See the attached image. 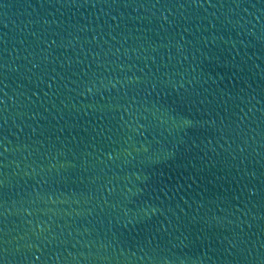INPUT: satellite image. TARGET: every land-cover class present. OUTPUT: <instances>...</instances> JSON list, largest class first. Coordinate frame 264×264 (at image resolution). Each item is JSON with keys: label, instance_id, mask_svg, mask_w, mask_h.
<instances>
[{"label": "water", "instance_id": "water-1", "mask_svg": "<svg viewBox=\"0 0 264 264\" xmlns=\"http://www.w3.org/2000/svg\"><path fill=\"white\" fill-rule=\"evenodd\" d=\"M0 260L264 264V0H0Z\"/></svg>", "mask_w": 264, "mask_h": 264}, {"label": "snow or ice", "instance_id": "snow-or-ice-1", "mask_svg": "<svg viewBox=\"0 0 264 264\" xmlns=\"http://www.w3.org/2000/svg\"><path fill=\"white\" fill-rule=\"evenodd\" d=\"M5 151H7V149H5ZM0 264H3V261L2 260H0Z\"/></svg>", "mask_w": 264, "mask_h": 264}]
</instances>
